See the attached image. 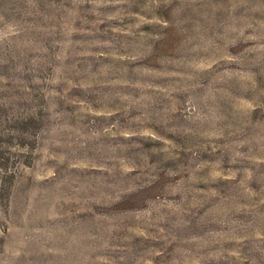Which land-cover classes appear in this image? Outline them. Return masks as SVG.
I'll return each instance as SVG.
<instances>
[{"label":"rangeland","instance_id":"374dc122","mask_svg":"<svg viewBox=\"0 0 264 264\" xmlns=\"http://www.w3.org/2000/svg\"><path fill=\"white\" fill-rule=\"evenodd\" d=\"M0 264H264V0H0Z\"/></svg>","mask_w":264,"mask_h":264}]
</instances>
